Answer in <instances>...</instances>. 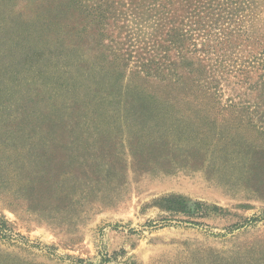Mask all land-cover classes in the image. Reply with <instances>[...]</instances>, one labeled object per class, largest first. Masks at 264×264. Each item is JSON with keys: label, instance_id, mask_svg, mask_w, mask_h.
<instances>
[{"label": "rangeland", "instance_id": "rangeland-1", "mask_svg": "<svg viewBox=\"0 0 264 264\" xmlns=\"http://www.w3.org/2000/svg\"><path fill=\"white\" fill-rule=\"evenodd\" d=\"M99 1L0 0V264H264V0Z\"/></svg>", "mask_w": 264, "mask_h": 264}, {"label": "trees", "instance_id": "trees-1", "mask_svg": "<svg viewBox=\"0 0 264 264\" xmlns=\"http://www.w3.org/2000/svg\"><path fill=\"white\" fill-rule=\"evenodd\" d=\"M70 3L77 10L81 9L82 6H85V10H87L86 12H88L89 20L92 23L101 22L102 17H103L102 7L104 8V3H101L99 1V2H96V4H94V5H90V4H83L82 5L81 0H70ZM223 34L225 36H228V35H231V36L226 37V38H221L222 36H219V34L216 33V35H215V37H216L215 38V45L216 46L220 47V46H222V44L225 43V41L228 42V41H231L232 39L235 40L236 38L240 37V34H234V32L231 31V29H229V27H226V30H224ZM244 37H245L244 39L248 40L251 43L253 42L254 44L264 42V33L259 38H256L254 40H252L251 38H249L247 36H244ZM259 59H260V63H259L260 68L259 69L264 72V46H262V50L260 52V58ZM155 77L159 81H163V78H161L160 75H155ZM0 230H2L1 225H0Z\"/></svg>", "mask_w": 264, "mask_h": 264}]
</instances>
